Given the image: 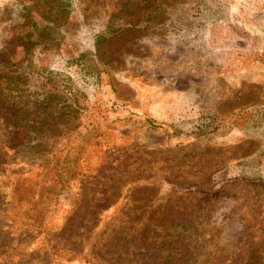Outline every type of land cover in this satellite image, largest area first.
<instances>
[{
	"label": "rangeland",
	"instance_id": "374dc122",
	"mask_svg": "<svg viewBox=\"0 0 264 264\" xmlns=\"http://www.w3.org/2000/svg\"><path fill=\"white\" fill-rule=\"evenodd\" d=\"M25 1L0 0V69L18 63L25 90L41 93L33 67L51 94L40 112L16 111V128L7 111L19 99H0V264H87L68 252L113 218L145 238L191 223L184 264H264V0H150L134 23L110 18L120 0H84L97 15L61 12L52 24L62 0ZM25 21L42 42L29 53ZM24 126L55 137L54 155H5ZM60 166L68 186L48 202L50 222L32 228L20 185L54 180ZM140 242L138 264H164Z\"/></svg>",
	"mask_w": 264,
	"mask_h": 264
},
{
	"label": "trees",
	"instance_id": "16d2710c",
	"mask_svg": "<svg viewBox=\"0 0 264 264\" xmlns=\"http://www.w3.org/2000/svg\"><path fill=\"white\" fill-rule=\"evenodd\" d=\"M39 1L42 4L45 3L44 5H54L56 0ZM83 1L84 0H62L63 9H59V7L57 6L51 8V13L46 12L49 24L55 23L56 16L61 12L64 15H67L73 10H77V12L79 11V14H81L84 19L87 16L94 17L95 15H97L96 13L92 12V10H95L93 6L90 5L89 7H87L86 5H84ZM148 1L150 0H139L137 4H132L128 0H120L119 3H116V5L113 6V8H116V15H111L110 18H119L123 21L126 20L134 23L137 18L144 13L145 9L147 10L149 5ZM24 4L27 10H32L38 5L33 0H26ZM47 9H50V7H48ZM23 24L24 25L21 28L17 27L16 29L20 28L22 34L21 39L27 43L26 52L29 53L31 48L33 47V43L35 45L36 43L39 44L42 42H39L40 38L35 23L25 21L23 22ZM30 71L36 74V76H38V74L41 76L43 75L41 79L43 81L41 82V93L29 94L27 90H25L24 84L22 82V66H19L18 63H11L10 60H6L4 69H0V99L3 97V95H5L6 92L10 94L11 98L19 99V103L14 104V107L10 111H7V116H9L10 121V128H16V126L18 125V122H16L17 120L15 118L21 111L37 109L38 112H40V107H44V104L50 97L51 90L48 83L49 78L41 72L38 73V70L33 67L30 69ZM47 74L56 73L48 72ZM17 80H20L19 83L17 82ZM16 111L18 114L14 116V113ZM39 119L40 118H38L37 121ZM23 122L25 121L23 120ZM24 127L26 131L22 142L13 151L5 152V155H9L14 158L16 156L21 159L23 155L18 154L17 152V149L19 147L23 149V154H25L28 159H33L37 155H43L46 159V156H48L49 154L52 155L54 153V151L56 150V146L54 145L53 140H57L55 137L53 138V140H48L49 137H44V133L38 134L36 130L37 128L35 126ZM8 132L6 133V136H8ZM3 134L5 135V131ZM62 134L67 135V133L61 131L58 132L55 136H61ZM3 143L5 144V141H3ZM3 143L0 142V145H3ZM53 169L54 168H51L50 170ZM69 170V166H66V168L60 166V168H57V170L55 171L56 179L54 180H46L45 175H42L37 182H28L27 180L22 181V184L20 185L21 192L27 193L26 198L29 200L27 202L29 207H27L23 211L22 215L25 218L26 222L31 224L32 228L40 230V228L45 226L47 222H50L55 209L53 208V205L48 204V202L61 191L62 187L68 186V181L70 179V177H68ZM50 182L51 189L48 185V183ZM15 186L16 184L11 188H13L14 190ZM33 194L34 196L32 198L31 196ZM8 195V192H4L2 194L3 197H6ZM134 221L136 220H132L130 222ZM128 224L129 223L121 220L115 221L113 218V221L111 223L103 222L101 230H87V235H85L81 239L83 245L78 246L75 250H71L70 252H68L70 257L74 256L83 259L87 264H124V262H126V264H138V261L140 260L138 257L139 255L135 256L134 253L139 254V252H141V247L139 246V244L141 243L140 241L145 240V242L150 243L154 247V253L158 254L159 256L157 257L158 259L162 255L167 256L166 258H164V264L185 263L180 260L178 254V247L180 246L179 243H181L179 238L181 235H183L184 237L187 236L185 234L190 231L191 223H175L173 225H170L169 228L162 230H160L159 227H156L154 229L155 231L150 230L145 233V235H147L146 238L144 235H142L141 230L138 229H133L125 232ZM83 246H85V248ZM190 259L191 258L188 256L187 261Z\"/></svg>",
	"mask_w": 264,
	"mask_h": 264
}]
</instances>
